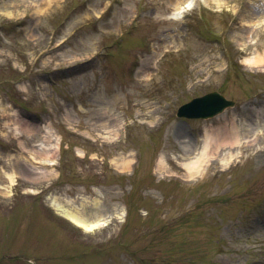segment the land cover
<instances>
[{
	"label": "rangeland",
	"instance_id": "rangeland-1",
	"mask_svg": "<svg viewBox=\"0 0 264 264\" xmlns=\"http://www.w3.org/2000/svg\"><path fill=\"white\" fill-rule=\"evenodd\" d=\"M43 2L0 0V264H264V70L247 62L264 0L179 19L169 0ZM212 91L235 106L176 117ZM95 198L123 218L85 233L50 204Z\"/></svg>",
	"mask_w": 264,
	"mask_h": 264
},
{
	"label": "bare ground",
	"instance_id": "bare-ground-1",
	"mask_svg": "<svg viewBox=\"0 0 264 264\" xmlns=\"http://www.w3.org/2000/svg\"><path fill=\"white\" fill-rule=\"evenodd\" d=\"M56 0H44L42 3V6L37 10V14L44 13L49 7V5ZM198 0H174V11L172 14V18L179 19L181 18L185 12L192 10ZM202 2H205L206 0H200ZM214 4H216L218 7H222L225 5L226 0H212ZM257 25H264V19L261 20ZM248 65L253 68H260L261 70H264V56H261L259 54L254 55L251 58L247 59ZM49 134H52V138H55L57 142L59 141L58 136L56 135V132L52 129L48 130ZM261 132V131H260ZM212 139V136L207 135L205 145L203 146L202 150L200 151V154L198 157H195V160H191L186 164L188 170L190 171V178L196 177L197 174H200L202 170L204 169L203 166L210 157V140ZM240 142L239 136H237L235 140V144H238ZM232 144V143H231ZM46 148L48 147V150L55 149L56 147H52L50 144L44 145ZM58 149V146H57ZM232 160L234 159L233 155H231ZM231 160V161H232ZM45 161L50 162L51 164L52 159L51 156H47L45 158ZM231 161H223L224 166H228ZM129 161L128 164L129 165ZM196 174V175H195ZM0 179H7L11 184H14L15 182V174L12 172H4V174L0 175ZM10 188V186H9ZM8 192V190H7ZM51 205L55 211H57L58 214L66 218L67 220L71 221L73 224H75L78 227H81L85 231H92L96 230L102 227H105L109 224L111 219L113 217L122 218L124 215V212H116L115 215L109 214L106 212V210L102 207L100 202L98 200L94 201H86L83 202L79 207H76L74 210H70L66 208L61 202L57 200H53L51 202Z\"/></svg>",
	"mask_w": 264,
	"mask_h": 264
},
{
	"label": "water",
	"instance_id": "water-1",
	"mask_svg": "<svg viewBox=\"0 0 264 264\" xmlns=\"http://www.w3.org/2000/svg\"><path fill=\"white\" fill-rule=\"evenodd\" d=\"M231 105H233L232 101H228L217 92H213L184 104L179 108L177 115L186 118H208Z\"/></svg>",
	"mask_w": 264,
	"mask_h": 264
}]
</instances>
